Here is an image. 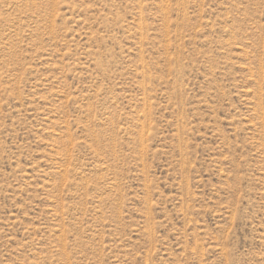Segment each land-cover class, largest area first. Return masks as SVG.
<instances>
[{
	"label": "rangeland",
	"instance_id": "obj_1",
	"mask_svg": "<svg viewBox=\"0 0 264 264\" xmlns=\"http://www.w3.org/2000/svg\"><path fill=\"white\" fill-rule=\"evenodd\" d=\"M0 264H264V0H0Z\"/></svg>",
	"mask_w": 264,
	"mask_h": 264
}]
</instances>
